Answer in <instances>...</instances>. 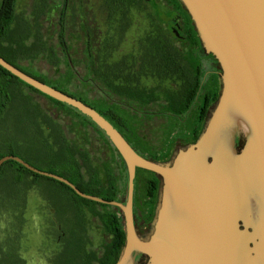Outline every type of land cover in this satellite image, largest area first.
Returning a JSON list of instances; mask_svg holds the SVG:
<instances>
[{
  "label": "water",
  "instance_id": "95a60500",
  "mask_svg": "<svg viewBox=\"0 0 264 264\" xmlns=\"http://www.w3.org/2000/svg\"><path fill=\"white\" fill-rule=\"evenodd\" d=\"M202 47L221 68V90L197 139L177 149L170 161L140 155L121 132L90 105L27 74L0 56V65L40 93L88 116L108 136L126 171L125 202L81 191L67 178L39 169L18 155L30 171L58 180L82 198L121 210L125 242L115 264H264V0H180ZM244 143L237 150L238 130ZM160 178L151 230H136L133 197L136 169Z\"/></svg>",
  "mask_w": 264,
  "mask_h": 264
},
{
  "label": "trees",
  "instance_id": "16d2710c",
  "mask_svg": "<svg viewBox=\"0 0 264 264\" xmlns=\"http://www.w3.org/2000/svg\"><path fill=\"white\" fill-rule=\"evenodd\" d=\"M51 4L54 5L53 8H50ZM64 6V0H53V2L39 0L38 3L32 5L28 14H19L17 13V0H0V56L27 74L93 107L108 119L143 157L162 162L168 160L171 156L169 154V156L167 154L159 156L138 147L139 143L143 142L145 147L148 143L145 142L146 137L141 134L140 129L135 127L134 116H138L137 111L130 103L132 107L128 106L127 101L141 102L145 107L163 103L167 109L162 113L163 117L176 116L182 122L183 117L186 118L189 113L190 104L198 100L199 82L195 83L191 79L177 82V89L167 88L165 96H162L156 87L146 86L144 88L137 80L133 81L128 73H123L124 67L120 62L107 61L101 52V47L95 51L93 46L83 50L86 61L84 65L87 68L85 74L77 73L74 67L76 63L70 53V22L74 29L78 26L81 30L80 33V30L75 29L74 37L81 41L87 40L88 45L93 43L95 32L90 39L89 32L86 31L87 24L78 23L74 16L65 17ZM45 14L50 31H52L51 36L52 38L55 36L56 43H51L44 37L42 19ZM211 57L215 59L212 54ZM40 58H45L50 63L56 74L54 79H48L21 65L22 61H27L32 65ZM62 65H64V70H62ZM20 85L40 93L0 65V123L6 127L12 116L11 109L25 106V110L16 116V122L29 136H34L28 146H22L10 139L8 128L7 134L1 133L5 140L0 142V158L8 154L18 155L39 169L67 178L87 194L124 203L127 182L126 167L105 132L78 109L43 94L56 109H59L60 113L54 118L53 114L39 105L32 104L29 97L21 92ZM68 86H73L74 89L71 90ZM81 88L85 92L81 93ZM90 89L96 92L93 98L87 95ZM218 96L219 93L211 95L208 92L203 96V107L196 116L197 126L191 128L186 137L188 144L197 139L208 118L209 106L216 102ZM142 114H144L142 117L149 118L158 115V113L151 112ZM62 116L72 118L67 123V129L72 137L64 132L63 124L57 120ZM21 118H24V121H21ZM89 128H92V131ZM91 137L98 141V149L90 148L93 144ZM241 140L242 137L237 135L236 147ZM102 154L105 156L104 159ZM140 171L147 174L141 179L142 189L139 188L138 183ZM10 172L11 175H9ZM23 174L46 178L85 205L98 204L111 208L110 211L99 213L92 210L100 217L110 240L104 244L100 255L92 254L84 264H115L125 242L123 216L119 208L82 198L66 184L34 173L14 160L4 162L0 168V180H5L10 176V179L15 177L16 181L20 182ZM123 174H125L124 180L121 181ZM134 182L133 203L134 205L140 204V208L144 211L145 207H149V204H153L157 199L160 179L152 171L137 168ZM145 217L144 223L151 222L152 212H147ZM146 260L147 256L139 253L138 261Z\"/></svg>",
  "mask_w": 264,
  "mask_h": 264
},
{
  "label": "rangeland",
  "instance_id": "374dc122",
  "mask_svg": "<svg viewBox=\"0 0 264 264\" xmlns=\"http://www.w3.org/2000/svg\"><path fill=\"white\" fill-rule=\"evenodd\" d=\"M155 1L158 3L157 9L160 15L166 9L163 7L161 0ZM38 2L39 0H17V13L28 14L32 5ZM50 2H53V0H50ZM149 3L145 2L137 5L127 0L75 1L78 23H86L87 18L90 26L97 28L93 42L97 40L101 43V52L107 54L105 59L110 62L118 61L125 48L128 64L132 60L130 59L131 55L138 56L136 60L137 70L134 71L136 75L141 73L139 66L141 68L142 61L143 63L150 61L149 58H147V61L142 56L145 51L149 53L146 50L148 39L144 38L140 42L138 30L147 29L152 24L157 26L159 31L162 29L164 31L165 27L161 17L150 18L146 14V10L151 9ZM53 7L54 5L51 4L50 8ZM85 8L88 13H84ZM165 20L169 22L171 18L166 16ZM42 22H44L42 23V29L45 39H49L51 43H56L55 36L53 38L51 36L50 25L47 23V26L44 19H42ZM69 27L71 32L69 38L71 54L74 58H80V56H83V42L74 37L73 32L75 29H80L78 26L74 29L72 22H70ZM97 34L98 37L96 38ZM132 40L135 42V47H132L130 43ZM94 46L99 47L98 44H94ZM94 46L93 49H95ZM21 65L46 76L48 79L56 77L52 66L45 58L35 60L32 65L27 61H22ZM79 67L83 72L87 70L85 65H79ZM63 68L64 65H62V70H64ZM151 73L152 69L147 65L143 67L141 79L137 80L134 76L129 78H133V81L137 80L144 88L146 86L156 87L157 91L159 90L158 93L162 96H165V89L167 88L177 89V83L154 77ZM68 88L74 89L73 86H68ZM20 90L29 97L32 104L39 105L53 114L54 118L60 113L58 112L59 109H56L43 94L32 91L24 85L21 86ZM80 91L81 93L85 92L83 88ZM95 94L96 92L91 89L87 92V95L91 98ZM127 102L136 106L138 116H134L135 127L140 129L141 134L146 137L145 142L148 143L146 147L143 142L139 143L138 147L162 156L163 154L172 155L177 149L188 144L186 137L189 135L191 128L197 125L196 111L187 114L188 119L183 117L182 120L180 119L182 122H180L176 116L163 117L162 113L166 112L167 109L163 106V103H159L147 107V110L158 113L156 117L149 118L142 117L144 114L141 112H144L142 109H145V107L141 102L129 100ZM23 110H25V106L12 108V116L9 118L6 127L0 123V142L5 140V137L2 138L1 133L7 134L8 128L10 139L22 144V146H28L30 141L34 139V136H29L16 122V116L21 114ZM123 110L125 109L123 108ZM71 119L67 116L57 119L63 124L64 132L69 137H72V134H69L67 123ZM21 121H24V118H21ZM89 129L92 131V128ZM238 135L244 137L241 129L238 130ZM90 140L93 142L90 148L98 149V141L92 137ZM110 154L113 155L112 152ZM102 156L104 159V154ZM9 175H11V172ZM145 175L147 174L139 172L140 180L138 183L140 189H142L141 179ZM124 176L125 174L122 175L121 181L124 180ZM137 205L138 230L142 232L145 226L144 217L141 213L143 210L140 208V204ZM152 206L153 204L150 203L148 207L151 212ZM92 210L99 213L110 211L111 208L98 204L88 206L80 203L70 193L65 192L60 186L43 177L23 174L20 182H17L15 177L10 179V176L5 180H0V264H84L88 258H91L92 254L100 255L104 244L110 240V236L107 234L100 217Z\"/></svg>",
  "mask_w": 264,
  "mask_h": 264
},
{
  "label": "flooded vegetation",
  "instance_id": "af4514ba",
  "mask_svg": "<svg viewBox=\"0 0 264 264\" xmlns=\"http://www.w3.org/2000/svg\"><path fill=\"white\" fill-rule=\"evenodd\" d=\"M64 1H65L64 16L66 17L69 14L70 17L74 16L76 20H78L77 10L75 5L76 0H64ZM127 1H131L137 5L145 2L146 3L150 2L149 4L151 5L150 7L151 9L149 11L146 10V14L150 18H157V16L161 17L162 21L165 23V27H164V31L163 29L159 31L158 27L152 24L151 26H148L147 29L142 28L138 30L140 42H142L144 38L148 39V42L146 44L147 47L146 50H148L149 53H146L145 51V53L142 56L144 57L145 60L149 58L150 61L147 60L148 61L147 63H143L142 61V63L140 64L141 68L139 66V69H141V73L139 75H136L134 71L137 70L136 60L138 56L135 57L131 55L130 59L132 60L130 61V64H128V62L126 61L128 56L126 54V49L124 48L123 55L118 60V62H120V64L124 67L123 73L124 74L128 73L129 77L134 76L135 79L139 80L141 79V75L143 73V67L149 65L152 69L151 74L154 75V77L160 78L162 80L173 81L177 83L191 79L195 83L199 82V91L197 94L198 100L190 104V110L188 113L190 114L193 111H196L197 115H199V112L203 107V96H205V93L208 92V94L213 95V93H219L221 90V86H222L221 68L218 61L213 59L211 57V54L206 53L205 49L202 47L196 28L193 24V21H191V17L189 16L185 7L183 6L180 0H161L162 5L166 10L162 11L163 13H160L159 15L158 13L159 10L157 9L158 3L155 0H127ZM84 13H88V11H86V8L84 9ZM166 16H169V18H171V21L168 22L167 20H165ZM46 17H47L46 14L43 15V19L45 21V24L47 25L48 21L46 20ZM88 21L89 19L86 18V24H87L86 31L89 32V37L91 39L93 33L97 32L95 31L97 28H92L93 26L92 25L90 26ZM142 33H144V35H142ZM95 34L96 33H94V35ZM97 37L98 34L96 35V38ZM133 39L135 40L136 38ZM84 41H86V43H84ZM82 42L84 48H90L94 46V44H98L99 48L102 47L100 46L101 43L98 42L97 40H95L92 44L89 45L87 40H83ZM130 43L132 47H135L134 45L135 42L133 40ZM143 44L145 43L143 42ZM94 48H97L94 49L95 51H98L99 49L98 47L95 46ZM102 54L104 58L107 55L105 52H103ZM71 57L76 63V66L74 65V67L77 73L84 75L85 73L81 71L79 67V65H84L86 63V61L84 60V56H80V58H74L71 54ZM127 105L130 106L129 104ZM212 105L213 104L209 106V110L211 109ZM132 108L135 111H137L136 106H133ZM142 110L144 112L157 113L156 111L147 110V107H145V109ZM186 119L188 118L186 117ZM196 126L197 125H194L193 127ZM243 143H244V137L242 138L241 142H239V144L237 145V150H239L242 147ZM173 155L174 154H172L168 160L163 162L170 161ZM158 196H159V189H158L157 199L155 200L152 206L153 209L152 219L154 217L155 209L158 203ZM137 206L138 205L136 204L134 205L133 203L136 230L141 237H146L151 230V222L145 223L142 232H139L138 230L139 218H138ZM149 210L150 209H148V207H145V210L141 212L143 215L142 217H144V219H145V214L147 212L150 213ZM133 256H134L135 264H143L145 262V261L144 262L138 261V257H139L138 252H134Z\"/></svg>",
  "mask_w": 264,
  "mask_h": 264
}]
</instances>
